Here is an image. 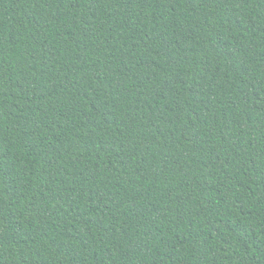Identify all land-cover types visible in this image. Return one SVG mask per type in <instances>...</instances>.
I'll list each match as a JSON object with an SVG mask.
<instances>
[{"label":"trees","instance_id":"1","mask_svg":"<svg viewBox=\"0 0 264 264\" xmlns=\"http://www.w3.org/2000/svg\"><path fill=\"white\" fill-rule=\"evenodd\" d=\"M0 264H264V0H0Z\"/></svg>","mask_w":264,"mask_h":264}]
</instances>
